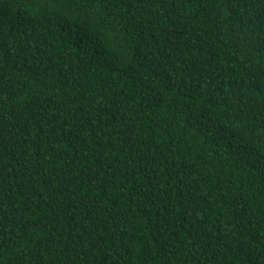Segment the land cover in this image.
I'll return each instance as SVG.
<instances>
[{
    "label": "trees",
    "instance_id": "obj_1",
    "mask_svg": "<svg viewBox=\"0 0 264 264\" xmlns=\"http://www.w3.org/2000/svg\"><path fill=\"white\" fill-rule=\"evenodd\" d=\"M0 264H264V0H0Z\"/></svg>",
    "mask_w": 264,
    "mask_h": 264
}]
</instances>
